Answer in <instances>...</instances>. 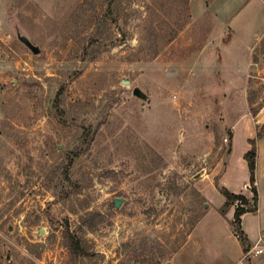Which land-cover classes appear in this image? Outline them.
<instances>
[{
  "label": "rangeland",
  "instance_id": "rangeland-1",
  "mask_svg": "<svg viewBox=\"0 0 264 264\" xmlns=\"http://www.w3.org/2000/svg\"><path fill=\"white\" fill-rule=\"evenodd\" d=\"M213 1L0 0V264L237 261L205 195L222 204L232 124L264 108V0L251 17L223 8L251 64L234 89L191 65L232 38L210 42ZM254 216L264 229V198ZM66 229L91 257H71Z\"/></svg>",
  "mask_w": 264,
  "mask_h": 264
},
{
  "label": "crops",
  "instance_id": "crops-1",
  "mask_svg": "<svg viewBox=\"0 0 264 264\" xmlns=\"http://www.w3.org/2000/svg\"><path fill=\"white\" fill-rule=\"evenodd\" d=\"M221 1L222 0H214L209 5H206L207 6L206 9H208V11H210L211 14L214 17H216V19L213 20L212 22L214 24H212L210 27V30H211L210 42L213 43L215 41L216 36H221L222 34L226 33L228 30H231L232 38L229 37V39L224 41V46L225 48H227L225 52L226 54L221 52L217 63L213 64L211 63V61H213V58L215 57V55L211 54L209 56H206V54H204L205 52H203L199 56H196L198 57L196 58V63H191V65H195V67L199 69L200 73H203L204 75L211 74L213 69L210 68V65L212 66L217 65V67H219L220 69L218 73L220 72L224 74L227 79L226 83L229 82L231 84L230 86L232 87V89H234L235 86H233L232 84L238 82L236 81L237 76L239 74L243 76L244 73L250 69L251 64H248L246 60H244L242 56V52H241V47H238L236 43L237 41L234 40L235 31L229 28L228 27L229 25L225 24V21L223 19V13H222L224 12L223 8L228 9L226 8V5L227 6L231 5L229 10L234 11V13L230 16L232 20L233 18H236L241 13L242 9L245 10L247 9V7L249 9V10L247 9L249 12V16L251 17L254 11H256L257 9H260V7L263 8V3H262V0H243L241 7L236 9L233 3L235 0H230L231 4L227 0V3L225 5H220ZM236 2L237 1H235V3ZM262 20H263L262 22H264V18ZM247 22L244 24L245 27H247ZM249 26L251 25L248 24V28ZM208 28H209V25H208ZM260 28L261 30H264V24L260 26ZM261 32L263 31H260V33ZM259 34H257V36ZM252 46L253 44L250 45V47L248 48H252ZM217 69L218 68H216V70ZM216 70L214 69L213 71L216 72ZM241 82H242V88H243V84H244L243 78L241 79ZM263 125H264V108L258 110V113L255 117L251 115L250 111L247 109L244 113L240 115L238 119L234 121V123L232 124L231 152L229 153L227 157L226 167L219 180L221 187L227 188L233 194L243 195L249 201L253 199V192L244 189V185L250 182V171L248 168V163L244 159V156L252 147L249 141L255 138L256 132L258 130V126L262 127ZM263 149H264V136L259 142V154L257 157V164H256L257 166L256 168V188H257L258 199H259L258 200V211L255 212L257 214L260 213V205L264 198V189L262 188L264 181H262V178H261V176H263V174H261V170H263L264 166L261 167L262 163L260 162ZM205 197L209 200L211 206L214 207L217 211H219L226 203V198L224 196H223L224 200L220 206L212 205V202L210 201V199L206 195ZM235 211H236L235 208H232V209L230 208L228 213L225 216L223 215L222 216L225 220L231 223V228L233 230V240L235 241V243L238 244V247H239V255L237 257V261L234 262V264H237L239 260L243 257L244 251L232 227V222L234 220ZM251 214L252 213H246L241 218L242 229L247 236V240L249 244L251 243L247 251L254 244H256L257 241L261 237H263L264 239V234H263L264 229L261 224V219L259 218L258 220V222L260 221V224L257 227V230L255 232L253 228L254 227L253 221L256 220L255 219L256 216L251 217ZM212 264H217V262L214 261ZM248 264H264V261L262 259H251L248 261Z\"/></svg>",
  "mask_w": 264,
  "mask_h": 264
},
{
  "label": "trees",
  "instance_id": "trees-1",
  "mask_svg": "<svg viewBox=\"0 0 264 264\" xmlns=\"http://www.w3.org/2000/svg\"><path fill=\"white\" fill-rule=\"evenodd\" d=\"M57 100L59 101L58 98ZM252 113L253 116L255 117L258 113V110H254ZM263 136H264V125L260 130H257L256 137L249 141L252 147L244 156V159L248 163V168L250 171V182L252 184L256 183L257 144L263 138ZM230 138L232 139V135H230ZM230 152H231V146L229 149V153ZM69 165L72 164L70 163ZM216 186L217 189L220 191V193L226 198L225 205L220 209L221 215L225 216L230 210V208H232L234 203L237 201L242 202L246 206L242 208L241 207L236 208L234 220L232 222V227L234 229V232L236 233V236L243 248V251L246 252L247 249L250 247V244L247 240V236L245 232L242 229L241 218L246 213H255L258 211L259 199H258L257 188L254 186L252 189L254 206L250 207V201L245 196L233 194L227 188L219 186V184H216ZM64 239H65L66 248L68 249L71 257H73L74 259L88 258L92 256L89 253V251L86 249L83 239L75 235L73 232H71V230L66 229V232L64 234Z\"/></svg>",
  "mask_w": 264,
  "mask_h": 264
},
{
  "label": "built area",
  "instance_id": "built-area-1",
  "mask_svg": "<svg viewBox=\"0 0 264 264\" xmlns=\"http://www.w3.org/2000/svg\"><path fill=\"white\" fill-rule=\"evenodd\" d=\"M226 143L229 142L228 138L224 140ZM256 187V183L252 184L251 182L244 185V189L252 191L253 187ZM233 207H246L242 202L237 201L234 203ZM251 259H262L264 261V239L261 237L256 244H254L248 251L244 252L243 257L239 260L237 264H248V261Z\"/></svg>",
  "mask_w": 264,
  "mask_h": 264
},
{
  "label": "water",
  "instance_id": "water-1",
  "mask_svg": "<svg viewBox=\"0 0 264 264\" xmlns=\"http://www.w3.org/2000/svg\"><path fill=\"white\" fill-rule=\"evenodd\" d=\"M18 38L28 49H30L33 52V54H35V55L40 54V52H41L40 48L38 46L33 45L32 42L26 36L19 34ZM122 82L124 85L130 84L129 81L123 80ZM133 94H134V96H136L142 100H148V95L138 87L134 89ZM115 204H116V207L118 208L120 206L121 202L118 199H116Z\"/></svg>",
  "mask_w": 264,
  "mask_h": 264
}]
</instances>
